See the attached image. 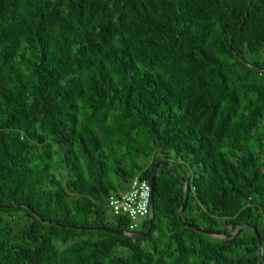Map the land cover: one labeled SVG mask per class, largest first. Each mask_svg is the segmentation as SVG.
Listing matches in <instances>:
<instances>
[{"label":"trees","instance_id":"obj_1","mask_svg":"<svg viewBox=\"0 0 264 264\" xmlns=\"http://www.w3.org/2000/svg\"><path fill=\"white\" fill-rule=\"evenodd\" d=\"M158 162L135 238L107 200ZM254 228L264 0H0V264H258Z\"/></svg>","mask_w":264,"mask_h":264},{"label":"built area","instance_id":"obj_2","mask_svg":"<svg viewBox=\"0 0 264 264\" xmlns=\"http://www.w3.org/2000/svg\"><path fill=\"white\" fill-rule=\"evenodd\" d=\"M151 195V182L135 178L127 191L107 200V207L112 216L127 217L131 222L129 229L136 231L152 215Z\"/></svg>","mask_w":264,"mask_h":264},{"label":"water","instance_id":"obj_3","mask_svg":"<svg viewBox=\"0 0 264 264\" xmlns=\"http://www.w3.org/2000/svg\"><path fill=\"white\" fill-rule=\"evenodd\" d=\"M169 163L168 162H158L156 163L153 167H152V175H151V187H152V195H151V205L153 206L154 205V202H155V184H156V172H157V168L159 166H162V165H168ZM171 172L173 175H176L174 171H172L171 169ZM183 182L185 183V199H184V202H183V205L181 207V210L178 214V217L179 219L182 221L183 223V226L195 231V232H198V233H202V234H205V235H209V236H212V237H215V238H219V239H223V238H230L232 236V234H226V233H222V232H218V231H214V230H211V229H207V228H204V227H200L198 225H195V224H191V223H186L183 221V214L185 212V209L187 207V204L189 202V193H190V185H189V181H187L185 178H183ZM154 225H155V218L154 217H151L149 219V227L147 229L146 232L144 233H139L138 235H135L133 237L135 238H146L148 237L151 232L153 231L154 229ZM97 230H103L105 232H109L111 234H114V235H117V236H130L129 234H126L122 231H115V230H112V229H107V228H97ZM242 228L239 230V231H236L234 234H235V237H239L240 234L242 233ZM254 231H255V235L257 237V240H258V243H259V247H260V250H259V257H260V260H259V263L258 264H263L264 263V254H263V242H262V239L259 235V233L257 232V230L254 228Z\"/></svg>","mask_w":264,"mask_h":264},{"label":"rangeland","instance_id":"obj_4","mask_svg":"<svg viewBox=\"0 0 264 264\" xmlns=\"http://www.w3.org/2000/svg\"><path fill=\"white\" fill-rule=\"evenodd\" d=\"M109 210V209H108ZM107 215H108V217L110 218V217H112V213L109 211V212H107ZM140 223V222H139Z\"/></svg>","mask_w":264,"mask_h":264}]
</instances>
